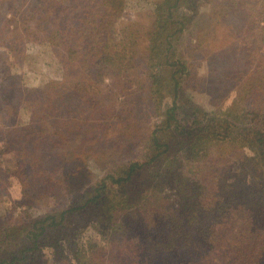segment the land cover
Wrapping results in <instances>:
<instances>
[{"label": "rangeland", "instance_id": "1", "mask_svg": "<svg viewBox=\"0 0 264 264\" xmlns=\"http://www.w3.org/2000/svg\"><path fill=\"white\" fill-rule=\"evenodd\" d=\"M46 1L47 6L41 0H0V225L21 226L49 213L59 217L79 202L81 209L65 214L54 248L41 242L44 250L32 251L27 260L15 264H144V238L157 236L160 222L164 226L171 220L178 226V220H161L163 203L171 197L147 190L136 210L124 209L122 193L109 187L101 197L84 203L108 172H121L133 160L144 163L136 183L155 171L163 176L169 153L175 157L174 165L181 167L177 172L193 174L198 168H191V163L182 166L185 154L170 131L172 138L160 136L164 143L171 140L168 153L151 163L157 125L172 102L165 75L180 66L162 65L154 51L168 36L157 37L164 33L156 24L159 0H121L118 9L103 0H52L54 6ZM47 16L59 19L64 29L70 23L85 25L91 33L102 27V48L111 57L104 60L121 64L120 75L108 69L102 77L93 75L95 67L88 71L82 59L91 56L90 62L97 63L92 55L75 61L85 42L75 51L70 47L72 30L62 39L56 23L39 21ZM176 19L178 23L169 24L178 31L170 60L181 57L186 65L181 102H193L200 115H218L230 124L235 120L236 134L243 126L250 127L252 114L238 122L236 114L243 118L249 113L243 103L246 89L258 80L264 83V0H201L195 8L180 7ZM95 53L104 56L100 49ZM153 55L156 58L150 59ZM157 73L158 87L151 79ZM79 77L90 94L96 92L97 98L89 100L93 105L87 102L91 95H86V88H76ZM218 124L215 129L220 130ZM243 146L236 135L228 149H219L224 162L233 163L228 178L235 180L242 168L249 188L235 197L238 202L223 219L208 227L205 237L211 246H189L181 257L163 256V264H264V238L259 235L264 224V158ZM205 164L196 171H204ZM165 192L172 191L165 187ZM115 201L117 212L111 211ZM170 202L172 209L181 205L179 200ZM182 202L193 212L203 199L193 192ZM131 217L137 220L131 222ZM141 218L147 222L140 224ZM255 227L259 229L254 231Z\"/></svg>", "mask_w": 264, "mask_h": 264}, {"label": "trees", "instance_id": "2", "mask_svg": "<svg viewBox=\"0 0 264 264\" xmlns=\"http://www.w3.org/2000/svg\"><path fill=\"white\" fill-rule=\"evenodd\" d=\"M200 1L201 0H159L157 2V7L155 9L156 24L157 26L161 24L162 26H160V28L164 32L163 34L157 33V37L162 38L166 35L168 36L165 40L154 46V51L157 50L160 55L162 65L165 64L166 66V63H169L171 65L180 64V66L177 70L174 69L169 77L165 75V80L169 89L167 93L172 97V102L166 110L165 118H163L157 125L156 131L159 133L156 132L152 140L156 154L153 156L152 160L154 161L151 163L155 164V160L160 158L158 155L168 153L169 148L172 145L171 140L168 143H164L160 137L161 134H169L172 138L173 135L170 132H173L177 135L175 138L178 141L177 145H179L180 151L183 150L185 154L182 166L191 163V168H200L201 164L206 162V164L203 165L205 172L196 171L198 168H196L193 174L177 172L181 167L174 165L173 160L175 157L173 154L169 153L166 157V164L169 165L164 167L163 176H159L158 172L155 171L150 175L151 178L145 177L142 182L136 183L134 180L138 179V177L140 178L143 173L144 163L133 160L131 163L127 164V166H123L122 168L125 169L121 172H115L113 170L108 172L98 186L88 195V198L84 203L87 205L96 200L97 197H101L103 191L109 187H114L116 188V192L122 193L120 205H122L124 209L132 208L133 210H136L135 206L140 203L142 198H144V194L147 190L157 189L160 194L164 192L165 196H162V198H168L169 200L171 197L170 201L179 200L181 205L176 209H172L173 203L171 204L170 201L163 203L165 205L163 213L165 214L162 215L161 220L165 218H172L175 221L178 220V226H176L175 222L171 220H167L166 224L164 223L165 227L162 222H160L161 226L158 235L154 238H144V242H142L144 245H142V247L145 245L147 247L144 249L147 252L144 264H163L160 259H163V256H165L163 259L165 260L169 254L181 257L188 252L187 249H190L189 246H191V248L196 246L207 249L209 245L211 246L210 239L205 237L206 233L210 230L208 227L223 219V215H227L232 210L233 205L238 202V198L235 197H241L240 195L245 187L249 188L245 182L247 174L245 173L244 175V170L242 168H240L241 174L236 173L235 180H230L228 178L227 173H230L228 168L233 165V163H225V158L221 155L219 149H228V144L236 137V135H240L244 142L243 147L254 149L256 154L259 153V156L264 158V83H259L258 80L257 83L255 82L254 86H250L247 89L245 88L248 92L243 98V103L245 110L249 113H246L243 118L241 115L238 116L237 113L236 120L237 122L244 121L249 114H252V118L250 119L251 126H243L238 134L234 132V128L239 126L236 124L235 120H233L234 124H230L218 115H215L214 117H210V114L200 115L197 111V105L193 102H181V93L179 94V92H181V79L186 65L181 57H176L175 60H170L172 59L171 47L174 45L172 38L176 37L178 31L174 30V28L171 29L169 24L172 22H179V20L176 19V11H178L180 7L185 5L195 8ZM41 3L42 6H47L46 0H41ZM48 3L51 5L52 0ZM102 3L105 5L106 3H109L112 6H116L117 9L121 6V0H103ZM55 11H57L56 6L54 8V12ZM62 17L63 16H61V18ZM43 20L46 21L48 26L51 25V23H56V28L60 30L62 39L72 30L70 32V38H73L74 41L71 43L70 47H74L75 51H78L81 46L84 45L83 42H85V45L83 46V54L77 53L75 61H78L84 55H92V57L95 56L98 58L99 61L97 63H94L93 60L90 62L89 58L91 56L82 58L84 64L87 65L88 71L93 69V66L95 67L96 70L93 72V75H99V77H102L105 69L120 75L121 64H118L115 60H113L112 63H108L104 60V58L110 56H107L108 53L105 54L102 48L103 41L105 40L102 38L104 36L102 27L99 26L95 33H91L90 29L82 24L74 25L73 23H70V26L64 29L62 24H60L59 19H53L50 16H47L42 17L39 21ZM98 24L103 25V22L99 21ZM132 34L134 33L132 32ZM108 44L109 43L106 45ZM99 49L104 53V56H97L99 53L95 52ZM155 58L156 57L153 55L150 59ZM151 79L153 84L158 87L161 80L160 73L152 74ZM74 84L78 90H84L86 88V95H91L90 98L87 99V102L88 104L93 105L94 103H91L89 100L97 98L96 94H94L96 92L90 94V89L88 85L84 84L82 78ZM255 87L259 90H255L253 93ZM246 91H244V95ZM240 96L242 95L240 94ZM190 109H194V112ZM182 116L186 117V121H183L184 118H181ZM205 116H208L207 119ZM255 120H258L260 124H257L258 122L255 123ZM216 122H219L218 125H220V127L218 128H221L222 130L215 129ZM214 141H218L219 144H216ZM248 142L250 145L247 144ZM162 147L165 148L161 150ZM241 175H243V178L239 180ZM165 187H169L170 191H172L171 194L173 193L174 197H172L169 192H165ZM193 192H197V194L203 199V203L197 210L191 212L185 203L182 202V197H186ZM145 198H148V196ZM77 203L75 202L74 206L63 210L59 214V217L58 214L49 213L45 216H39L32 219L31 221L27 219L28 222H23L21 226L18 223H8V225L1 224L0 264L22 263L23 259H28V253L35 250H44V248L41 247V242H43V247L54 248L57 245L56 242L60 239L58 238L57 230L59 228H64L63 220L65 214L67 212L73 213L83 207ZM117 205L118 202L115 201L114 209L112 208L111 211L117 212ZM58 218L60 220H58ZM133 220L137 219L131 217V220L129 221L132 222ZM138 221L140 224L147 222L143 218ZM153 222L154 221H150V224ZM158 222H155V224ZM175 226L176 231L173 232ZM259 227H262L259 231V235L261 238H264V224ZM259 227H255L254 231H257ZM172 228L173 230H171ZM53 235L56 238H52ZM198 235H200L198 238H193ZM183 238L187 240L184 241L183 244H180L182 243L181 239ZM59 247L60 246H57L55 251H58ZM254 249L255 247L250 250L254 251ZM263 250L264 246H262V251ZM77 253H79V251H77ZM140 259L144 260L142 257H140ZM181 262H184V260Z\"/></svg>", "mask_w": 264, "mask_h": 264}]
</instances>
